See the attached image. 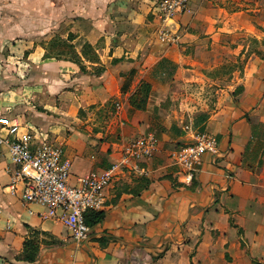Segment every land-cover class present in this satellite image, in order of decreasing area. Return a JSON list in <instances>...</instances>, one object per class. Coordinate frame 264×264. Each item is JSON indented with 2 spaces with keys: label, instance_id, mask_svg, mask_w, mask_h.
Returning <instances> with one entry per match:
<instances>
[{
  "label": "crops",
  "instance_id": "0c3cea01",
  "mask_svg": "<svg viewBox=\"0 0 264 264\" xmlns=\"http://www.w3.org/2000/svg\"><path fill=\"white\" fill-rule=\"evenodd\" d=\"M41 1L45 29L0 27V117L61 145L72 184L138 136L159 144L105 189L83 240L10 192L0 144V264H264V0H190L175 43L156 38L157 0ZM51 29L72 35L73 57H57ZM199 131L217 153L187 183L169 153ZM31 238L32 262L19 257Z\"/></svg>",
  "mask_w": 264,
  "mask_h": 264
},
{
  "label": "built area",
  "instance_id": "2783aa9c",
  "mask_svg": "<svg viewBox=\"0 0 264 264\" xmlns=\"http://www.w3.org/2000/svg\"><path fill=\"white\" fill-rule=\"evenodd\" d=\"M190 0H157L153 16L157 22L156 38L161 42L175 43L177 32L172 21L180 13L189 10ZM3 133L0 144L7 148L11 171L10 192L20 185L21 198L25 202L37 203L45 208L43 217H51L64 223L75 240L86 239L89 227L84 214L88 210H99L104 205L105 189L125 168H138V162L151 158L158 149L159 140L151 134L138 136L126 143L120 158L108 167L92 170L70 182V162L64 157L63 148L49 140L40 138L29 131L20 132L22 124L7 117H0ZM217 153L216 138L199 131L191 142L184 143L169 153L189 183L201 164L203 154Z\"/></svg>",
  "mask_w": 264,
  "mask_h": 264
},
{
  "label": "rangeland",
  "instance_id": "374dc122",
  "mask_svg": "<svg viewBox=\"0 0 264 264\" xmlns=\"http://www.w3.org/2000/svg\"><path fill=\"white\" fill-rule=\"evenodd\" d=\"M25 1H27L28 3L27 2H26L27 4L24 3ZM30 1L31 3H29ZM45 1L47 0H44V3ZM41 2H42L41 0H17V2L14 0H0V27H2V32L5 31L7 28L13 27L15 23H20L19 21H21L24 16L28 17L30 20L33 19L37 21L35 22V24H32L33 26H27V28H25L27 32L34 33L45 29V28L43 29L38 28L39 27L38 19L39 18L41 19L45 15L44 13L45 8H43L42 11H40V9H36V8H40L39 4ZM47 15H49V13ZM52 30L54 29L50 30V32H52L50 35H53V33H55V35L52 36L51 40H49V43L55 37L58 36L55 30L54 31Z\"/></svg>",
  "mask_w": 264,
  "mask_h": 264
},
{
  "label": "trees",
  "instance_id": "16d2710c",
  "mask_svg": "<svg viewBox=\"0 0 264 264\" xmlns=\"http://www.w3.org/2000/svg\"><path fill=\"white\" fill-rule=\"evenodd\" d=\"M72 39V35L69 34L66 39H63L61 37H55L48 45L51 46V48H57L59 52L56 53L57 57L58 56H63V54H68L71 57L74 56L73 52V47L72 45L68 42ZM88 46V45H87ZM147 87H143V91L146 92ZM133 105L136 106L137 108H143L145 105V100L142 98L139 101H132ZM103 216V213L98 211V212H93V211H86L84 214V219L85 223L87 225L94 224L98 221L101 220ZM38 252V243L35 238L31 239H26L23 244V251L19 255L20 258L25 259L27 261H34L36 259Z\"/></svg>",
  "mask_w": 264,
  "mask_h": 264
}]
</instances>
